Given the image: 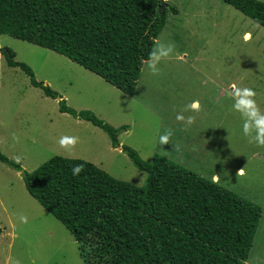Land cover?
<instances>
[{
    "label": "rangeland",
    "instance_id": "374dc122",
    "mask_svg": "<svg viewBox=\"0 0 264 264\" xmlns=\"http://www.w3.org/2000/svg\"><path fill=\"white\" fill-rule=\"evenodd\" d=\"M167 1L176 11H168L152 51L172 43V52L161 58L158 74L143 61L132 95L63 54L0 34V48L11 49L17 63L27 64L37 81L59 94L44 95L0 51V151L22 169L0 162V264H83L78 242L27 192L21 172L60 155L143 185L146 174L121 150L124 144L146 161L160 154L205 178L219 174L222 185L258 204L262 215L244 264H264V145L242 133L244 118L232 107L229 87L252 88L264 113V27L221 0ZM245 32L251 33L247 40ZM61 98L114 127L125 125L117 135L119 146L112 147L90 122L61 112ZM192 100H199V111L185 108ZM177 113L194 116L192 125L176 120ZM167 130L172 135L161 144ZM61 136L77 140L61 146ZM20 214L27 223L19 222Z\"/></svg>",
    "mask_w": 264,
    "mask_h": 264
},
{
    "label": "trees",
    "instance_id": "16d2710c",
    "mask_svg": "<svg viewBox=\"0 0 264 264\" xmlns=\"http://www.w3.org/2000/svg\"><path fill=\"white\" fill-rule=\"evenodd\" d=\"M221 1L264 27V1ZM168 11L176 9L167 0H0V34L63 54L132 95ZM1 50L33 86L58 97L14 60L11 49ZM58 109L100 128L112 147L119 146L125 125L114 127L63 98ZM121 150L146 174L143 185L60 155L21 172L27 192L78 242L83 264H244L262 215L258 204L160 154L146 161L130 146ZM0 162L22 170L1 151ZM76 164L83 167L73 176Z\"/></svg>",
    "mask_w": 264,
    "mask_h": 264
},
{
    "label": "clouds",
    "instance_id": "9594fccd",
    "mask_svg": "<svg viewBox=\"0 0 264 264\" xmlns=\"http://www.w3.org/2000/svg\"><path fill=\"white\" fill-rule=\"evenodd\" d=\"M243 37L245 40H247L251 37V33L245 32L243 34ZM1 49L2 48H0V51H2ZM172 49V43H168L166 45L158 44L157 48L150 52L149 57L146 61L147 70L152 74H158L160 71V69L158 68V64L161 61V58L167 57L172 52ZM229 87L233 90L232 107L244 118L241 126L242 133L246 137H248L249 142L255 141L257 145H264V113H261L258 110L255 100L253 99V97L256 95L255 91L250 87L236 88L233 85H229ZM185 108L191 109L193 111H199L200 102L199 100H192L185 106ZM175 119L183 121L184 126L189 127L193 123L194 116L189 115L185 117L183 114L177 113ZM171 135V130L165 131V133L159 137L160 143L163 144L165 142H168V139ZM13 139H15V137H13ZM76 140L77 137L75 136H61L58 140V143L61 146L72 145L76 142ZM82 167V164L73 165L71 168L72 175H77L81 171ZM239 174H244L242 169L239 171ZM220 179L221 177L219 174L211 177L212 183H217L220 181ZM18 219L21 224H24L27 223L28 218L25 215L20 214L18 216Z\"/></svg>",
    "mask_w": 264,
    "mask_h": 264
},
{
    "label": "water",
    "instance_id": "95a60500",
    "mask_svg": "<svg viewBox=\"0 0 264 264\" xmlns=\"http://www.w3.org/2000/svg\"><path fill=\"white\" fill-rule=\"evenodd\" d=\"M162 3H163V0H162Z\"/></svg>",
    "mask_w": 264,
    "mask_h": 264
}]
</instances>
